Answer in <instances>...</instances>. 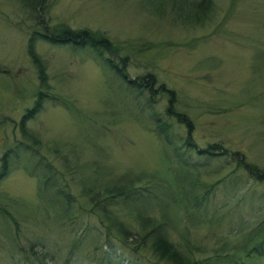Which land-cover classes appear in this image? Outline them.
Segmentation results:
<instances>
[{"label":"rangeland","instance_id":"rangeland-1","mask_svg":"<svg viewBox=\"0 0 264 264\" xmlns=\"http://www.w3.org/2000/svg\"><path fill=\"white\" fill-rule=\"evenodd\" d=\"M171 1L45 0L36 13L0 0V208L14 221L0 213V264H23L31 242L47 255L38 264H155L150 239L139 240L149 218H167L166 238L191 260L239 257L258 241L259 232L250 235L264 229V176L249 175L230 152L264 169V0H211L194 24ZM60 24L102 33L113 50L34 35ZM108 58L127 78L152 74L172 91L189 127L165 112V93L148 102ZM40 90L24 121L34 143L19 121ZM209 145L219 149L198 152ZM128 183L136 199L94 206ZM57 187L71 198L65 215ZM99 218L115 229L108 234Z\"/></svg>","mask_w":264,"mask_h":264},{"label":"trees","instance_id":"trees-1","mask_svg":"<svg viewBox=\"0 0 264 264\" xmlns=\"http://www.w3.org/2000/svg\"><path fill=\"white\" fill-rule=\"evenodd\" d=\"M23 2H25V5L30 8L32 11H35L36 13H39L40 8L44 6L45 4V0H22ZM172 6H175L174 10H179L180 11H184L187 12L188 11V16L185 15L184 19L187 20L190 24H194V23H200L202 22L206 15L208 14V11L212 5L211 0H192V1H187V0H172ZM43 15V14H42ZM193 21V22H192ZM187 23V22H186ZM46 27V26H45ZM49 32L45 31V32H34V35L44 39L45 41H48L50 43H55V44H70L73 46H81V45H90L94 48H96L97 50H113L112 45H109V43L107 42L106 38L102 35V33L99 32H93L91 30L88 29H71L66 27L65 25H53L51 27H49ZM33 51H30V56L34 57V54L32 53ZM123 59V58H122ZM106 64L110 67V69H112L114 71V73L119 76L121 79L125 80L127 82L128 85H134L133 87H136L138 91H142V90H146L148 92V102H151L154 98V92L157 90L161 91L162 94L165 93V96L167 98V107L165 108V112L168 114V116H174L177 121L179 122H183L184 126H188L189 127V122L187 120V117H185L182 113H178L177 111L174 110L173 108V103H174V95H172V91H170L169 89H167L163 84H159L156 85L155 84V77L152 74H148V75H143L140 76L139 78H127V74L126 71H124V69L122 68L123 63H121L119 66L114 64V62L111 59H105ZM34 63L37 66V71L39 74V80L40 83H42L45 78H44V71L43 68L41 67V65H39L38 63H36V61H34ZM43 92L40 90L37 92V100L34 104V107L31 109L26 110V114H24L20 121H19V128H20V132H21V136L25 139H31L33 141V139L31 138V134L28 133V131H26L24 129V121L26 118L31 117L34 113V111L37 109L38 107V103L40 101V98L43 96ZM155 100V98H154ZM188 129V128H187ZM35 143V141H33ZM23 143V142H22ZM187 149L188 146L190 147L192 144H189V142L187 141L185 143ZM212 145V144H211ZM211 145H209L208 148H205L203 150H198V152H202V154L208 153L210 154L212 152V150H214L215 152H217V150L219 148L217 147H211ZM18 147H22L24 149H32V146H27V144H18ZM226 151V150H224ZM228 153V152H227ZM231 155H234L235 158H237V164L242 167L243 169H245L247 171V173L253 177H259L260 175L264 176V169H262V171L260 172V170H258L255 166L251 165V164H247L243 161V158L239 155L238 152L236 151H232L230 152ZM6 155V154H5ZM4 158V157H3ZM41 159L36 160V164L40 165ZM44 169L46 170V175H50L48 174L49 172V168H47V164L43 165ZM27 173L29 174V176L33 177L34 174L32 172L27 171ZM1 176V174H0ZM35 177V176H34ZM35 179H37V182L39 181L38 178L35 177ZM262 179H264V177H262ZM132 183H128L125 185H119L116 186L115 189L112 191H110L109 193L107 192L106 197L100 198L98 199L94 206H99L102 205L105 200H109V199H114L115 197H127V196H134V198L136 199V190L137 188H132L131 187ZM59 192L60 194L57 195L56 201L57 203H59V207L61 206V212L63 211V215H65L66 213H68V211L66 209H68L69 204H70V196L69 193H67L64 190H61V188L57 187L56 192ZM65 201V202H64ZM194 205H197L196 202L193 203ZM185 207V205H184ZM183 207V208H184ZM163 208V207H162ZM104 211V210H103ZM0 213L2 215H7L8 211H6L5 209L0 208ZM99 216V215H98ZM6 217L10 218V220L12 222L13 218L11 217V215H7ZM167 219V218H166ZM166 219L163 218V220H155V219H150L146 221V227L145 228V233L139 238L140 240V244H143L144 241L146 239H150V243H149V248L152 252V255L156 257V262L155 264H162L161 262L164 263H170V264H244L245 261L250 260V259H257L260 257H264V229L262 230L261 228H259L257 231H254L253 234L251 233V236L255 235L257 232H259V236H258V241L251 243V245L249 246H244L241 247L238 252H240V256L232 258V257H228V256H219V257H207L204 259H200V260H191L189 257L185 256L184 254H182V252H180L170 241H168V239L165 236V229H166ZM99 220L104 224L106 232L109 234L111 232V230H114V222L112 223V221L109 222H105L101 220V218H99ZM142 225H144L142 223ZM117 227H118V231L120 230L121 224L117 223ZM117 231V233H118ZM121 235H123V237H117L120 241V243H122V249H124V245H128L130 243H128L127 241V232L125 230L120 231L119 232ZM115 236V234H114ZM37 242H31L28 244L26 251L25 252L26 255H23L20 257H22L21 263L23 264H38L39 262H41L43 259L45 260V263L47 261V255L42 254L39 249H38V244H36ZM110 239L107 237L106 238V245L108 246V248H111V244H110ZM250 244V243H249ZM121 246V245H119ZM114 249V248H113ZM110 252L107 250H104V254H102L101 252H99V255L101 256L99 259H103V257L106 258H111V255L114 254V251ZM119 249V248H118ZM131 250V249H130ZM133 251V250H131ZM134 252V251H133ZM118 257V256H117ZM51 259V258H50ZM43 264V263H42ZM110 264V263H107ZM129 264H139L138 260L136 258H134V260H130Z\"/></svg>","mask_w":264,"mask_h":264}]
</instances>
